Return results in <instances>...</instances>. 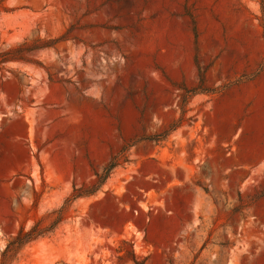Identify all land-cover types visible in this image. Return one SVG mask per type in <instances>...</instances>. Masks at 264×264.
<instances>
[{
    "label": "rangeland",
    "instance_id": "obj_1",
    "mask_svg": "<svg viewBox=\"0 0 264 264\" xmlns=\"http://www.w3.org/2000/svg\"><path fill=\"white\" fill-rule=\"evenodd\" d=\"M263 8L0 0V52L68 39L0 66V264L126 145L9 264H264Z\"/></svg>",
    "mask_w": 264,
    "mask_h": 264
},
{
    "label": "trees",
    "instance_id": "obj_2",
    "mask_svg": "<svg viewBox=\"0 0 264 264\" xmlns=\"http://www.w3.org/2000/svg\"><path fill=\"white\" fill-rule=\"evenodd\" d=\"M262 28L264 30V22L262 23ZM67 40L68 39L66 38V34H64L59 38L53 40L37 39L35 41H32L31 43L26 41L22 44L11 47L6 51L0 52V66L11 62H27L28 54L41 49L52 48L57 44L65 42ZM215 91H217V89H208L204 87V80L203 78H201L200 85L194 89L186 90V93L187 95L192 96L198 93ZM128 147V145L122 147L119 153L116 156L112 157L110 162L103 168L102 172L96 174V182L92 187L79 189L74 187L72 193L64 200L63 205L60 208L53 210L38 219L30 230L25 231L24 228H21L15 235V237H13L8 242L1 256V264H9L13 257L23 247L46 236L56 226L62 223L67 218L69 209L75 200L93 195L101 186H103L112 171L119 165L128 161V158L126 156Z\"/></svg>",
    "mask_w": 264,
    "mask_h": 264
},
{
    "label": "bare ground",
    "instance_id": "obj_3",
    "mask_svg": "<svg viewBox=\"0 0 264 264\" xmlns=\"http://www.w3.org/2000/svg\"><path fill=\"white\" fill-rule=\"evenodd\" d=\"M54 179H55V177H54Z\"/></svg>",
    "mask_w": 264,
    "mask_h": 264
}]
</instances>
